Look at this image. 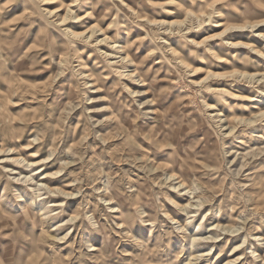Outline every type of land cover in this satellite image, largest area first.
Wrapping results in <instances>:
<instances>
[{"label": "clouds", "instance_id": "obj_1", "mask_svg": "<svg viewBox=\"0 0 264 264\" xmlns=\"http://www.w3.org/2000/svg\"><path fill=\"white\" fill-rule=\"evenodd\" d=\"M0 264H264V0H0Z\"/></svg>", "mask_w": 264, "mask_h": 264}]
</instances>
